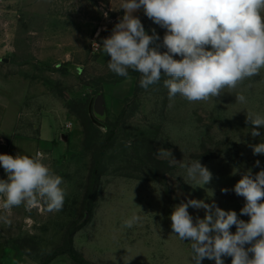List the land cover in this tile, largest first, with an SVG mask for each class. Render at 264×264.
Here are the masks:
<instances>
[{"label":"rangeland","instance_id":"1","mask_svg":"<svg viewBox=\"0 0 264 264\" xmlns=\"http://www.w3.org/2000/svg\"><path fill=\"white\" fill-rule=\"evenodd\" d=\"M123 2L0 0V134L6 141L39 139L44 123L43 141L24 155L43 153L65 190L58 212L21 204L11 209L10 226L0 221V242L21 264H193L190 241L171 228L174 205L214 200L250 219L240 215L245 199L233 189L243 171L264 169V155L249 147L264 142V128L253 138L247 122V114L264 116V69L207 101L169 98L163 76L146 90L138 72L113 73L99 45L123 16ZM143 24L164 36L148 17ZM103 94L99 114L95 103ZM241 94L244 102L236 100ZM161 147L186 164L199 159L211 182L203 186L186 168L157 157ZM188 210L204 217L203 209ZM133 214L141 220L122 227Z\"/></svg>","mask_w":264,"mask_h":264},{"label":"clouds","instance_id":"2","mask_svg":"<svg viewBox=\"0 0 264 264\" xmlns=\"http://www.w3.org/2000/svg\"><path fill=\"white\" fill-rule=\"evenodd\" d=\"M120 9L124 15L99 45L110 57L108 68L113 73L128 78L129 70L138 72L139 84L146 90L163 76L169 98L179 95L189 102L207 101L264 69V0H124ZM140 10L166 30L162 45L157 43L161 38L156 30L146 32L134 15ZM161 46L166 51L161 52ZM236 100L244 102L245 96L237 95ZM247 122L253 126L250 135L260 137L264 116L247 114ZM249 147L253 155H264V142ZM156 155L170 166L186 168L188 177L199 178L203 186L213 178L199 159L186 164L162 147ZM0 166L7 176L0 179V209L6 213L0 221L5 225L12 224L11 209L21 204L48 212L62 210L63 178L42 162L41 153L34 158L0 154ZM255 166H260L259 160ZM240 175L233 191L245 199L240 215H247L248 221L214 200L188 198L173 206L171 228L180 240L190 241L193 264H202L204 259L225 264L223 257H231V264H264V169L254 174L249 168ZM189 207L203 209L204 217L194 218ZM140 220L133 214L122 227L130 229ZM233 226L234 233L230 231Z\"/></svg>","mask_w":264,"mask_h":264},{"label":"crops","instance_id":"3","mask_svg":"<svg viewBox=\"0 0 264 264\" xmlns=\"http://www.w3.org/2000/svg\"><path fill=\"white\" fill-rule=\"evenodd\" d=\"M123 15H124V12H123ZM134 15L140 18L142 24L144 23L145 19L147 18V16L144 14L143 10H140V11L134 13ZM119 20L116 23H118ZM115 24H113L111 27H109L106 30V33H105L103 39L111 35L112 29L115 26ZM143 26H144L146 32H148L149 34H151V29L154 28L161 38L160 41H158L157 43H161V45H162L163 35H162L161 30L155 26H152V25H144L143 24ZM163 49H164L163 46H161L160 51L162 52ZM174 58L177 59L178 57H174ZM102 98H103L104 107L106 108V102H105L104 94H103ZM43 124L41 125L40 138L39 139L32 138V137L14 136L11 140L6 141V140H4L3 135L0 134V154H9V155H12L13 157H15L18 153H20L21 155H24L27 152V149L31 144L36 143V142L41 143L43 141V136H42ZM21 148L23 150H21ZM19 150L21 152H19ZM37 153L35 152L34 155H33V153H31L29 157L34 158ZM41 154H42V156L44 155L43 153H41ZM0 179H7V176H6L2 166H0ZM0 243H2V242H0ZM3 245H4V249H3L2 257L0 258V264H21V262L18 258L19 255H16L14 253V251L11 250L10 247L6 246L5 244H3Z\"/></svg>","mask_w":264,"mask_h":264},{"label":"water","instance_id":"4","mask_svg":"<svg viewBox=\"0 0 264 264\" xmlns=\"http://www.w3.org/2000/svg\"><path fill=\"white\" fill-rule=\"evenodd\" d=\"M102 109L104 111V104H103V98L102 95H100L95 103V110L101 114L102 113ZM3 249H4V245L2 243H0V258L2 257L3 254Z\"/></svg>","mask_w":264,"mask_h":264},{"label":"built area","instance_id":"5","mask_svg":"<svg viewBox=\"0 0 264 264\" xmlns=\"http://www.w3.org/2000/svg\"><path fill=\"white\" fill-rule=\"evenodd\" d=\"M68 128H69V126L65 130H67ZM39 153H41V152H39Z\"/></svg>","mask_w":264,"mask_h":264}]
</instances>
